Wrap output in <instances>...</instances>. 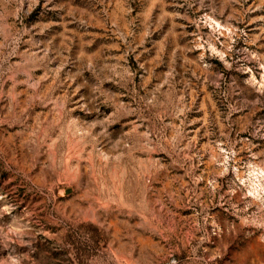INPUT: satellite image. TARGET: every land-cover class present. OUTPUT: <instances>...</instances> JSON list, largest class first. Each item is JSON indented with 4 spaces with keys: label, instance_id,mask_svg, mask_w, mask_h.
<instances>
[{
    "label": "rangeland",
    "instance_id": "rangeland-1",
    "mask_svg": "<svg viewBox=\"0 0 264 264\" xmlns=\"http://www.w3.org/2000/svg\"><path fill=\"white\" fill-rule=\"evenodd\" d=\"M0 264H264V0H0Z\"/></svg>",
    "mask_w": 264,
    "mask_h": 264
}]
</instances>
